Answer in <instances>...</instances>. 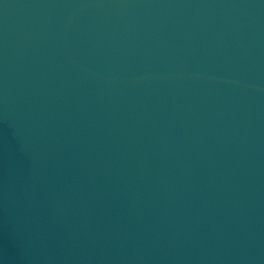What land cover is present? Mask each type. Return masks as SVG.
<instances>
[{
    "label": "water",
    "instance_id": "obj_1",
    "mask_svg": "<svg viewBox=\"0 0 264 264\" xmlns=\"http://www.w3.org/2000/svg\"><path fill=\"white\" fill-rule=\"evenodd\" d=\"M0 264H264V0H0Z\"/></svg>",
    "mask_w": 264,
    "mask_h": 264
}]
</instances>
